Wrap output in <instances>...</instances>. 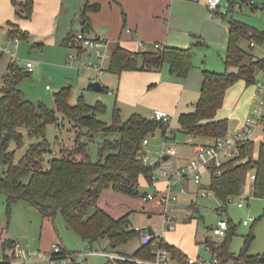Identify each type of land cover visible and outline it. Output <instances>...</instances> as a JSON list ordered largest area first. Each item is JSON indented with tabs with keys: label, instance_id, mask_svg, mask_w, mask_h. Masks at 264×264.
Returning <instances> with one entry per match:
<instances>
[{
	"label": "trees",
	"instance_id": "trees-1",
	"mask_svg": "<svg viewBox=\"0 0 264 264\" xmlns=\"http://www.w3.org/2000/svg\"><path fill=\"white\" fill-rule=\"evenodd\" d=\"M11 3L19 18L31 17L32 0H11ZM99 9L98 2L84 4L80 13L82 32H91L87 14ZM230 13L231 10H228L221 14L228 26L223 59L225 71L202 70V84L193 110L178 117V130L192 137L215 139L226 136L228 121L219 117L218 112L222 108L227 89L237 81L253 85L264 72V57H255L240 45L241 39L248 40L250 47L251 42L264 41V32L234 19ZM6 25L9 37L26 38L25 31L16 24L7 22ZM73 38L74 34L69 33L64 44H73L76 47ZM164 63L169 66L172 76L184 78L193 69L192 53L188 48L167 45L155 51L132 52L115 44L105 71L117 75L130 70L155 71ZM27 75L30 74L15 61H11L1 77L0 193L5 195L8 205L23 199L48 218L53 219L59 213L66 227L74 230L89 247L101 239H106L111 249L127 244L138 236V231L131 224L129 213L119 217L111 216L99 207V197L107 189L131 197L137 196L140 178L148 184L153 183L154 171L159 164L157 165L158 160L155 163L144 162L146 152L143 140L150 134L153 135L157 129L165 132L168 122L146 118L138 113H133L122 121L119 109H115L112 122L106 123L98 118L105 111L104 104L99 101L95 105H89L82 96L75 104H70V89L62 87L54 94L55 106L78 134L71 149L61 148L59 156L45 160V155L51 152L46 140V126L58 124V120L42 102L34 104L23 98L18 84ZM102 91L106 92V88L103 87ZM83 135H99L103 138L97 160L90 158L88 142L82 140ZM25 136L37 141L31 142L16 160L15 151L24 146ZM191 140L194 142L193 138ZM255 143L251 138L240 143L238 156L224 160L219 167L208 168L210 178L207 188L217 198L221 208L230 199L243 193L251 173L254 175L251 181L252 195L264 198V140L258 143L256 153ZM146 193L141 195L142 198ZM190 209L192 213L187 219L197 218L199 209L195 202H191ZM227 224L226 235L222 241L210 238L202 241L211 256L217 257L219 264H226L230 260L234 264L258 263L264 254L257 256L248 252L253 237L252 227L244 247L236 256L228 248V240L233 231L229 229V223ZM60 246L61 251L53 253L52 260L64 258L69 253L65 247ZM155 247L166 248L170 257L178 264L187 263L188 256L154 234L150 236L147 244H140L131 254L120 253L126 259H116L115 263L140 264L136 260H152ZM110 252L115 253L114 250Z\"/></svg>",
	"mask_w": 264,
	"mask_h": 264
},
{
	"label": "rangeland",
	"instance_id": "rangeland-1",
	"mask_svg": "<svg viewBox=\"0 0 264 264\" xmlns=\"http://www.w3.org/2000/svg\"><path fill=\"white\" fill-rule=\"evenodd\" d=\"M79 1L83 2V0H73L72 3L76 5ZM224 2L216 10L218 12L220 10V15L223 8L225 11L231 10L230 14L234 19L264 32V0H231V4L228 5L227 9ZM204 3L206 4V2ZM186 5L183 14L186 15L188 21L194 27L199 26L200 30L198 31L199 33H192V38L189 39V44L185 47L192 53L193 68L196 70L211 68L218 72L225 71L223 62L225 57V41L223 37L218 35L214 26L205 20L204 12H207L208 9L205 6L201 7V2H188ZM0 6L2 5L0 4ZM11 7L13 10V6ZM216 11L212 10L213 13ZM76 12L62 14L58 17L57 21L54 20L55 31L46 36L40 35L33 38L34 41L32 42L20 39L18 48L12 49L16 57L14 61L20 68H23L25 60H30L34 65L33 73L24 76L18 84L23 98L34 104L42 102L55 114L58 120V124H48L46 126V140L51 152L45 155V160L55 155L59 156L61 148L71 149L78 134L71 123L63 117L55 106L54 94L62 87H69L70 89V104H75L80 96L89 105H95L99 101L104 104L105 111L100 113L98 118L106 123L112 122L115 109L119 108V115L122 121L126 120L131 114L129 109H126L127 106L125 107L118 101H115L114 96H111L108 92L95 91L88 86L89 82L99 81L102 78L112 81L117 77L114 73L105 70L98 73L93 68L84 66L81 60L86 57L88 60L93 61V57L87 56L85 52L80 54V59L76 63L69 60V55L76 56L77 50L80 53L77 45L74 47L72 44V49L62 44L67 34H75L81 30L80 14L74 16ZM69 19L70 22H68ZM5 28L6 21L1 22L0 45L2 44L7 47L9 46V38L5 36ZM57 29L58 31L56 32ZM214 31H216V35H214ZM193 35L196 37H193ZM36 42H39L40 45L36 44ZM255 43V47H250L248 40L241 39L240 41L242 48L255 57L263 58L264 41H255ZM6 61V56L0 58V82L6 68ZM43 76L45 79L42 78ZM256 92L257 88L255 84L246 85L242 81L235 82L227 89L222 108L219 110L218 115L226 118L228 121V137H231L241 128L246 118L257 107L258 98ZM178 129L177 119L172 116L168 120L165 132L162 129H157L153 132V135L150 134L147 137L148 144L144 145V150L149 162L155 163L158 160L157 165L160 164V159L168 155L169 149H173L176 153L169 160L173 163L174 167L183 165L185 158L189 155V157L192 156L193 145H191L190 139ZM257 130L259 131V135L260 133L262 134V139H264V122L254 129L255 133ZM255 133V136L253 135L252 138H257L255 140L256 153L259 138L256 137L258 133ZM82 140L88 142L90 158L94 161L97 160L103 138L99 135L93 137L83 135ZM24 141V146L15 151L16 160L22 156L31 142L37 140L25 136ZM13 147L14 144L12 143L11 148ZM177 157H180V163L176 162ZM200 172H202V169ZM158 173L159 169L157 168L154 171V181L151 184L140 178L139 195L137 196L131 197L112 189L104 190L98 200L99 207L113 217L129 213L133 227L143 229L150 225L155 235L160 236L167 231L166 228H163L162 205L158 204L155 199L145 201L141 195L146 192H165V190L167 191L166 185L169 182L172 185L171 195H175L177 201L170 204L166 208V212L172 213L177 218V225L187 224L190 229L194 230L195 242H188L189 246L192 245L194 249L196 248L199 258L206 262H209L211 259V253L201 243L204 238L216 241L224 239V237L222 239L217 238L210 230V227L214 226L219 219L226 220L229 223V229L233 231L228 240V248L231 253L236 256L240 253L252 227L253 237L249 243L248 252L251 255L257 256L264 254V198L251 195L249 186L245 188V192L240 196L235 197L226 206H222L224 207L223 212L218 214L217 209L222 210V208L213 193L206 190L207 195H201V192L204 190L201 187L207 185L209 182V173L204 172L202 174L200 179L201 185H199L200 183H195L191 176H189L190 179L186 180L183 176L173 174L168 179L158 176ZM191 200L196 202L199 213L197 218L189 219L185 223L182 218L192 213L188 207ZM238 200H241L242 206L237 205ZM250 218L252 220L248 224L244 225L242 223L243 220ZM0 225L3 227V237H10L13 240L19 241L22 246L27 248L33 260L28 264H47L46 258L48 259L49 254L53 251L51 247L53 243L65 247L74 257V263L76 264H116L115 261H110L109 257L102 254V252L114 250L131 254L140 245L139 237L136 236L127 244L119 245L115 249L108 247L106 239H101L93 244L92 247H89L88 243L83 241L74 230L66 227L59 213H56L53 219L48 218L23 199L16 200L8 205L5 195L1 193ZM174 240L181 243V239L177 237ZM42 255L45 258L39 259ZM226 264L234 263L230 260Z\"/></svg>",
	"mask_w": 264,
	"mask_h": 264
},
{
	"label": "crops",
	"instance_id": "crops-1",
	"mask_svg": "<svg viewBox=\"0 0 264 264\" xmlns=\"http://www.w3.org/2000/svg\"><path fill=\"white\" fill-rule=\"evenodd\" d=\"M32 1V15L30 19H24L19 18L16 15L15 8L12 5L11 0H0V4L2 5L0 6V23L6 21V23L12 22L16 24L26 33V38L23 39L26 41L30 40L32 42L34 41L33 38H36L40 35L46 36L49 33L55 31L54 20L57 21L58 17L62 14H71L73 11H79L74 14V16H77L81 13L82 7L86 2L92 4L98 2L100 3V9L96 12H89L87 14L92 28L90 34H103L108 40L110 52H112V48L115 44H119L122 48L132 52L155 51L157 48H160L164 45L185 48L189 44V39L192 38V33H199L198 31L200 30L199 26L194 27L190 21H188L186 15L183 14V11L185 10L187 6L186 3L188 2H201V7L205 6L208 9L207 12H204L205 20L210 25L214 26L220 37L224 38L226 53V42L228 36L227 23L219 14L220 10L219 12H212L211 8L204 3L206 0H83V2L79 1L76 5L72 3L73 0ZM224 3L227 9L229 3H231V0H226ZM11 6H13V10L11 9ZM226 11L223 8L221 14L225 13ZM12 19L14 20L10 21ZM68 22H70V19ZM66 24L68 23L66 22ZM7 30L8 27L6 25L4 30L5 36L10 38L8 36ZM127 30H129V32H127ZM57 31L58 29L56 32ZM214 32V35H216V31ZM67 35L65 36L64 40L66 39ZM193 37L196 36L193 35ZM64 40L62 44L72 48V46H70L72 44L65 45ZM37 43L40 45L39 42H36V44ZM2 56L7 57L6 68L3 72L4 75L11 59L7 54H3ZM26 61L28 60H25L23 63L24 71H26ZM204 69L218 72L217 70L211 68H202L201 70H196L193 68L186 77L176 78L170 74L169 66L164 63L159 69L155 71H123L119 75L115 74L117 77L112 81L102 78L99 80V82L102 85V89L105 87L106 92L111 94V96H114L115 101H118L125 107L127 106L126 109H129L131 114L138 113L146 118H152L153 109L158 108L165 110L169 113V115L171 114L174 116L178 122V117L180 114L192 111L194 108L195 102L199 97L203 78L202 70ZM32 73L33 71L29 74ZM42 78L45 79L44 76ZM171 115L170 119L172 118ZM254 133L255 131L253 130L251 139L255 141L257 138H252ZM256 133H258V136L256 137L259 138L260 143L264 139H262L261 133L259 135L258 130ZM187 137L190 140L193 138L196 144L199 143L198 145L211 144L214 140V138H205L199 136L192 137L187 135ZM191 154L192 156L194 155V147ZM165 156L170 160V155ZM189 156L185 158L184 163H186L192 157ZM179 158L180 157H177V163H180L179 160L181 159ZM204 172L209 173L210 178L209 170L202 169L201 176ZM185 179L188 180L190 177H186ZM199 185H201V183ZM207 185L200 187L204 190H209ZM247 186H249L250 193L252 195L250 179H247L242 191L243 193L245 192V188ZM191 202L195 201L191 200ZM190 204L188 206L189 208ZM171 215L175 220V227L174 229L167 230L162 235H160V237L168 244L177 247L186 256L198 257L199 254L196 253V248L194 249L192 245L189 246L188 242H195L194 230L190 229L189 225L187 224L177 225V218L172 213ZM182 220L186 223V221L189 219H187V217H183ZM211 228L212 226L210 227V230ZM144 229L146 230V228ZM176 237L181 239V243L174 240ZM140 244H142L141 241ZM203 246L206 248L204 244ZM115 253L120 254L122 252L115 251ZM260 263H264V261L254 264Z\"/></svg>",
	"mask_w": 264,
	"mask_h": 264
},
{
	"label": "built area",
	"instance_id": "built-area-1",
	"mask_svg": "<svg viewBox=\"0 0 264 264\" xmlns=\"http://www.w3.org/2000/svg\"><path fill=\"white\" fill-rule=\"evenodd\" d=\"M224 1L226 0H206V4L213 11H216L220 4H222ZM19 40L20 39L17 37H10L8 42L9 46L6 47L5 45H0V53L2 55H9L11 61H14L16 57L15 53L12 52V49L18 48L20 43ZM73 40L75 45L78 46L80 53H78L77 50L76 56L69 55V60L71 62L76 63V61H79L80 54L85 52L87 56L93 57V61L88 60L86 57L85 59L81 60V63L84 66L93 68L98 73H101L107 68L109 59L111 57V52L109 49L108 40L103 34H90L79 31L74 34ZM250 45L255 46V43L251 42ZM25 70L28 73L33 71V63L31 61L25 62ZM254 84L257 88L256 96L258 98V105L250 113V116L246 118V121L241 126V128H239L231 137H228L227 135L223 137H217L211 144L207 145H198L190 140L191 145L194 147V155L186 163L177 167H174L173 163H171L169 160H163L162 157L158 166V176L168 179H170L173 174H178L185 178L191 176L195 183H200L201 169H208L210 166L219 167L224 160L230 157L238 156V145L250 139L253 130L264 122V72L260 74ZM1 86L2 82H0V88ZM152 118L157 121L161 120L168 122L170 115L165 110L156 108L153 109ZM147 144V139H144L143 145ZM173 154H175V151L173 149H169L168 155ZM144 162H149L147 155L144 157ZM249 177L251 181L254 179V175L252 173L249 175ZM166 189L167 191L165 190V192H147L143 196V199L146 201L155 199L160 205H162L163 228L171 230L175 227V220L173 219L171 213L166 212V208L170 204L175 203L177 201V197L175 195H171L172 185L169 182L166 185ZM201 195L206 196L207 191L203 190ZM234 198L230 199L229 202H231ZM237 205H243L241 200H238ZM223 209L224 208H222V210L217 209L218 214H221ZM250 220L252 219L250 218L243 220L242 223L246 225L250 222ZM227 228V221L219 219L216 224L212 226L211 231L217 238L222 239L226 235ZM134 229L138 231V237L142 244H147L150 241V235L146 230H143L140 227H134ZM2 230L3 227L0 225V264H28L32 262V255L28 253L27 248L22 246L19 241L12 239L10 246H7L8 237H3ZM51 247L53 251L49 254L48 259L46 258L48 262L47 264H74V257L70 253H67L64 258L52 260V254L60 252L61 246L60 244L53 243ZM102 254L107 255L110 261H115L116 259H126L122 255L107 251L102 252ZM44 258V255H42L39 259ZM136 262L140 264H178L170 257L168 250L163 247H155L154 258L152 260H136ZM186 264H219V260L215 256H211L209 262H206L199 257H188Z\"/></svg>",
	"mask_w": 264,
	"mask_h": 264
},
{
	"label": "water",
	"instance_id": "water-1",
	"mask_svg": "<svg viewBox=\"0 0 264 264\" xmlns=\"http://www.w3.org/2000/svg\"><path fill=\"white\" fill-rule=\"evenodd\" d=\"M88 86L95 91H101L102 90V85L99 81H91V82H89ZM163 159L166 160L167 157L164 156ZM146 231L150 236H152L154 234V231H153L151 226H147ZM11 242H12V238L8 237L7 238V246L8 247L10 246ZM262 261H264V257L259 258V262H262Z\"/></svg>",
	"mask_w": 264,
	"mask_h": 264
}]
</instances>
